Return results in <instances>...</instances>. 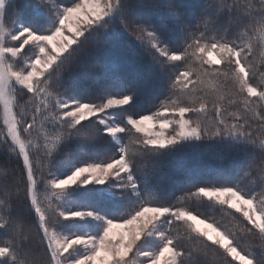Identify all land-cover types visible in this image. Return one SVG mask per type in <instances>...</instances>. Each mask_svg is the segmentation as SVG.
Here are the masks:
<instances>
[{
	"label": "snow or ice",
	"instance_id": "snow-or-ice-1",
	"mask_svg": "<svg viewBox=\"0 0 264 264\" xmlns=\"http://www.w3.org/2000/svg\"><path fill=\"white\" fill-rule=\"evenodd\" d=\"M0 106V264H264V0H0Z\"/></svg>",
	"mask_w": 264,
	"mask_h": 264
},
{
	"label": "trees",
	"instance_id": "trees-1",
	"mask_svg": "<svg viewBox=\"0 0 264 264\" xmlns=\"http://www.w3.org/2000/svg\"><path fill=\"white\" fill-rule=\"evenodd\" d=\"M0 122H2L1 112H0ZM213 214L216 215L217 219L220 218V214L219 213H213ZM228 220H229V218H225L224 222H226V224H228ZM210 259H211V255H210Z\"/></svg>",
	"mask_w": 264,
	"mask_h": 264
},
{
	"label": "rangeland",
	"instance_id": "rangeland-1",
	"mask_svg": "<svg viewBox=\"0 0 264 264\" xmlns=\"http://www.w3.org/2000/svg\"><path fill=\"white\" fill-rule=\"evenodd\" d=\"M0 112H1V116L3 114V109H2V106H0ZM230 222V219L228 220V223ZM226 224V222H224Z\"/></svg>",
	"mask_w": 264,
	"mask_h": 264
}]
</instances>
